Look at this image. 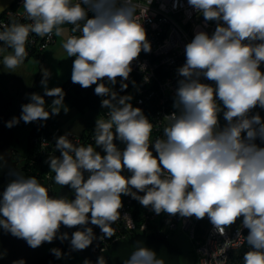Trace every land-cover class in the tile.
Here are the masks:
<instances>
[{"label":"clouds","instance_id":"obj_1","mask_svg":"<svg viewBox=\"0 0 264 264\" xmlns=\"http://www.w3.org/2000/svg\"><path fill=\"white\" fill-rule=\"evenodd\" d=\"M187 3L216 27L211 35L197 31L186 44V62L177 69L181 79L172 105L175 111L163 117L168 122L163 138L154 141L151 135L158 125L142 108L133 106V95H120L129 88L133 62L142 52L152 51L144 27L149 9L136 0H23V19L30 23H21L11 14L9 22L0 23V43L12 49L2 59L7 72H14L28 57L30 34L51 41L53 36H65L64 25H72L71 32L80 35H68L62 43L67 57H75L71 81L84 89L96 85L94 93L107 110L106 117L96 119L95 147L73 142L67 132L55 137L53 151L60 156L48 155L45 160L55 173V184L69 187L74 199L50 196L49 187L35 176L10 171L12 179L0 194V228L33 249L58 238L70 240L72 251H81L96 239L89 224L99 227L100 239H110L115 234L112 225L122 217L132 226L129 216L121 212L122 196H129L156 215L207 217L214 233L221 236L240 220L247 236L238 229L236 239L225 240L224 250L238 249L246 242L250 250L242 264H264V117L253 114L254 109H264V0ZM180 6L181 0H173L174 9ZM140 70L146 71V65L140 64ZM41 73L44 95L30 93V102L6 127L21 121L46 122L61 110L69 111L64 90L49 88L51 73L44 68ZM118 77L119 92L115 90ZM143 81L149 83L150 76ZM131 83L139 90L135 80ZM45 96L54 97L50 110ZM115 141L126 147L121 150ZM125 170L131 176H125ZM62 225L85 227L69 234L59 232ZM50 251L57 259L63 255L58 248ZM5 255L0 252V259ZM227 260L213 253L211 260L199 264H227ZM96 264L107 261L101 255ZM124 264L166 262L137 240Z\"/></svg>","mask_w":264,"mask_h":264},{"label":"built area","instance_id":"obj_2","mask_svg":"<svg viewBox=\"0 0 264 264\" xmlns=\"http://www.w3.org/2000/svg\"><path fill=\"white\" fill-rule=\"evenodd\" d=\"M136 2L143 8L149 9L147 13L148 19L145 21L144 27L147 30V37L151 42L152 51L150 53L142 52L138 61L133 62V71L130 74L129 82H131V76L134 74L136 77L133 79L139 86V90L132 85L125 95H134L133 106L142 109L145 106H150V102L158 97L159 107L154 111L150 110L148 114L154 125H158V127L154 128L151 135V140L154 141L157 137L163 138V128L168 123L163 120V117L175 111L172 105L177 81L181 79L177 74V69L186 62V44L191 42L197 31H207L211 35L215 30L216 23L205 22L202 15H198L189 7L187 0H181V6L175 9L173 8V0H153L151 5L148 4V0H136ZM22 5L23 0H17L13 6L4 12L2 19L0 18V23L9 22L10 14L21 23H30V21L23 19L24 10H22ZM91 15L89 13L90 17ZM141 22H143V19ZM71 28L72 25H69V35H80L78 32L72 33ZM55 41V36L49 41L46 38L36 36L34 33L30 34L29 42L26 45V50L29 53L28 57L45 54ZM142 63L146 65V71L144 72L140 70V64ZM145 75L150 76L149 83H144L143 77ZM202 82L208 83L205 79H202ZM220 123L223 125L221 121ZM42 124L40 128L43 127ZM57 132L61 135L67 133L63 130L61 131V129L57 130ZM54 133L56 134V131ZM69 138L73 142L79 141L83 145L89 144L85 143L81 136L72 134ZM45 141L48 142L47 145H43ZM92 141L91 137L89 142ZM35 142H39L43 150L54 152L55 143L51 140V135L42 132L39 137L35 138ZM85 176L87 177V173H85ZM133 201L134 199L131 197L124 196L122 200L123 208L121 209L122 215L127 214L129 216L131 227L128 226V221L122 217L112 225L115 234L110 239H100L101 231L99 227L95 226L98 238L93 241L92 246L96 252L108 250L107 246L118 239H123L128 233L133 234L135 229H139L142 232L143 229L145 231H153V229L155 232L163 231L172 238L171 236L174 235L179 227L188 233V237L195 245L196 264H199L202 259L211 260V254L213 253L220 260L227 256V264H242L244 253L250 250L246 242L238 249L229 246L227 250H224L223 244L225 240L236 239L238 229H241L243 235L247 236L248 230L242 229L241 224L239 226L234 224L226 230V236H221L218 233H214L213 226L207 217L202 220H196L195 217L181 218L179 215L175 217H171L168 214L156 215L150 207L146 208L143 219L137 220L132 215ZM166 228L168 229L167 231H165Z\"/></svg>","mask_w":264,"mask_h":264},{"label":"water","instance_id":"obj_3","mask_svg":"<svg viewBox=\"0 0 264 264\" xmlns=\"http://www.w3.org/2000/svg\"><path fill=\"white\" fill-rule=\"evenodd\" d=\"M13 98H8L4 88L0 86V194L6 188L12 177L9 175L10 171H20V164L24 162L25 158L19 156L15 157L17 151L19 154L26 157L27 155V138L29 134V124L20 122L17 125L16 136L15 127H6L7 121L12 118L13 113L11 109L14 105ZM15 117H19V112ZM18 146V147H17ZM40 180L46 187L50 189V196L64 195L74 199L72 190L61 185L53 186L52 183L43 178ZM2 198V197H0ZM85 226H76L75 228H66L61 226L59 232H68L71 234L74 231L81 230ZM92 227L96 238V227L94 225H87ZM134 233H128L123 239L114 241L111 245L107 246L108 250L96 252L92 245L87 249L81 251H74L75 254L71 257L70 264H84L87 260L90 264H96L99 256L103 255L107 264H124V261L130 256L133 251V245L137 240H143L145 245L153 249L158 257L165 259L166 264H189L186 253L181 249L177 243L170 238L163 231H145L135 229ZM176 243L174 244L172 240ZM66 244L70 248V240L61 242L58 238L54 239L52 243L45 242L42 246L35 249L28 246L25 240L16 238L10 233L5 232L0 228V252H5L6 255L0 259V264H13L14 261L23 259L25 264H38L41 260L50 253L52 248H59L61 245Z\"/></svg>","mask_w":264,"mask_h":264},{"label":"trees","instance_id":"obj_4","mask_svg":"<svg viewBox=\"0 0 264 264\" xmlns=\"http://www.w3.org/2000/svg\"><path fill=\"white\" fill-rule=\"evenodd\" d=\"M8 50H12V49L6 48V46L3 43H0V64L2 63L4 53ZM32 57L41 61V60H43L44 54H40V55H36V56H32ZM32 57H29V58H32ZM74 59H75V57H74ZM261 69H262V71H264V65L261 66ZM131 77H132L131 78V81H132V79L136 76L133 74V76H131ZM120 79L121 78H119V77L117 78L118 83H117V85H115V90L118 92L120 90V84H119ZM133 80H135V79H133ZM104 82L107 85L108 82H107L106 78H105ZM206 82L212 83L211 81H207V80H206ZM127 83H129L128 89L130 90L132 83L129 81H127ZM59 87H61L64 90V92L66 93L65 100L67 102H69L71 104V106L74 107L75 109H77L79 112L83 113L88 109H92L96 112H99L102 116L106 117L107 110L102 109V107H101L102 98L97 96L94 93V89H95L96 85H93L87 89H84L79 84H73L71 81V77H70L67 81H65ZM35 89L37 90L38 88L36 87V88H34V90ZM128 89L124 92H120V95H125L127 93ZM46 98L48 99L46 101V105H48L54 99V97H47V96H46ZM28 102H30V101L27 98H25V99H23L22 105L25 103H28ZM158 107H159V100H158V97H156L150 102V106H148V107L145 106L143 108V111H144L145 115L148 116L150 110L154 111ZM255 112H259L260 115L262 117H264V109L257 108V109L253 110V114H255ZM220 121L223 124L225 123V121L223 120L222 113L220 115ZM42 125H43L42 128H39L38 125H35L30 131V136H29V140H28L27 155L25 157L24 162L22 163V161H21L20 172H22V174L26 177L27 176H35L37 179H43L45 177V175L48 174V177L51 176V178L54 179L55 173L50 170L48 164L45 163V160L47 159L48 155L60 156V152L59 151L52 152V153L47 152L46 150L42 149L39 142H35V138L39 137L42 132L50 135L49 128H51V127H48L47 123H43ZM52 126H55V125L53 124ZM94 129H95V125L89 126V128L81 136L82 139L85 141V143H93V146H94V141L89 142V139L93 136ZM53 143H55V140L53 141ZM257 143L259 144L261 142L258 140ZM261 146H264V144H261ZM141 195H143V193H141ZM146 208L147 207H143L138 201L134 200L133 201V208H132V211H133L132 215L134 216L135 219L142 220L144 217V213L146 211ZM241 220H242V218H241ZM240 224H241V221L238 220L236 225L239 226ZM247 234H248V232H247ZM58 249H60L62 254H63L60 259H57L56 256L50 251V253L47 254L41 260V262H39L38 264H64V261L62 259L63 257H68V256H71L72 254H75L74 251H72L71 248L66 244L61 245Z\"/></svg>","mask_w":264,"mask_h":264},{"label":"rangeland","instance_id":"obj_5","mask_svg":"<svg viewBox=\"0 0 264 264\" xmlns=\"http://www.w3.org/2000/svg\"><path fill=\"white\" fill-rule=\"evenodd\" d=\"M22 10H24V9L22 8ZM4 12L0 15L1 19H2V16H3ZM8 53H12V50L6 51L4 53V55H7ZM73 60H74V57H73ZM42 68L47 69L51 73V77H50V80H49V85H50L51 88L54 87V85H55V83H56V81H57V79L59 77L54 78V66H53L52 63L48 62L47 59H43L41 61H38V60L34 59L33 57L32 58L27 57L26 60L24 61V63L19 68H17L14 72H9V78L6 81V83H7V85H6V93H7L8 98H13V100H14L13 101L14 105L12 107L13 109H17L18 108L20 102L27 95L28 90L31 89L32 85L37 84L36 85V87H38L37 91L43 90L42 89L43 86L40 84V81L42 79V73H41V69ZM68 79H69V75H68V77L65 80L67 81ZM210 84L214 85L213 82L210 83ZM0 85H1V83H0ZM33 93H38V92H33ZM45 100L47 101L48 99L45 98ZM45 107H47V105ZM97 113H99V112H97ZM41 124L42 123H38V122H33V123L29 124V134H28V138H27V144H28V140H29L31 129L35 125H38V127L40 128ZM47 124H48V127H51V128H49V130H51V132H52L50 134L52 141L55 140V137L61 136V134L57 132V130L61 129L58 125H56L55 123H47ZM53 124L55 126H52ZM55 131H56V134L54 133ZM61 131H62V129H61ZM121 145L122 146H126L123 143H121ZM118 147H120V146L118 145ZM96 150L97 151H101L102 155L106 154V153H103L102 149L99 148V147H97ZM15 156L17 158L19 156L22 157V158H25V156L19 154L18 151L15 154ZM128 176H131V173H129ZM44 178L47 179L48 182H49L48 179H50V182L52 183L53 186L57 185V184H55L54 179L51 178V176L48 177V174L45 175ZM123 198H124V196H122V200H123ZM167 230L168 229L166 228L165 231H167ZM171 237L177 243V245L181 247V249L184 251V253H186L189 264H196V260H195V249L196 248H195V245L192 242V240L188 237V233L185 230H183L181 227H179L178 230ZM72 255L62 258L63 261H64V264H70L71 263Z\"/></svg>","mask_w":264,"mask_h":264},{"label":"crops","instance_id":"obj_6","mask_svg":"<svg viewBox=\"0 0 264 264\" xmlns=\"http://www.w3.org/2000/svg\"><path fill=\"white\" fill-rule=\"evenodd\" d=\"M16 0H0V15L9 7H11ZM64 27L68 30L65 36L62 37H56V41L54 44H52L47 51L44 54L43 59H47L48 62L52 63L54 66V78H57V81L54 85V87H59L61 84H63L66 80V78L69 75V78L72 74V65H73V57H67L66 52L64 51L62 47V43L67 39V36L70 33L69 25H64ZM11 54V53H8ZM36 59V58H34ZM37 60V59H36ZM39 61V60H38ZM65 73V74H64ZM9 78V72L7 70H4L2 67V63L0 64V83L1 87L5 89L6 91V81ZM65 80V81H64ZM64 81V82H63ZM37 84L32 85L31 89L28 90L27 95L23 98H27L29 100V94L33 92H38L41 95H44V89L41 91H34V88ZM48 87L50 85L48 84ZM38 88V87H37ZM53 88V87H52ZM46 98V96H45ZM23 101V100H22ZM21 101V102H22ZM30 101V100H29ZM50 102L46 110H50L51 108ZM65 105L68 107L69 111L65 113L63 110H61L59 115H53L50 119H48L46 122H38V123H55L58 125L63 131L65 132H71L72 134L76 136H81L88 128L89 126H94L96 123V119L98 116H101V114L95 112L92 109H88L85 112L81 113L77 109L71 106L69 102L64 100ZM120 147L121 150H123L126 146H122L119 141H115ZM95 147V145H94ZM130 172L127 170L124 171V175L128 176Z\"/></svg>","mask_w":264,"mask_h":264},{"label":"flooded vegetation","instance_id":"obj_7","mask_svg":"<svg viewBox=\"0 0 264 264\" xmlns=\"http://www.w3.org/2000/svg\"><path fill=\"white\" fill-rule=\"evenodd\" d=\"M22 103H23V101L22 102H20V104H19V106H18V108L17 109H11V113H13V115H12V117H14V116H16L17 114H18V112H19V116H20V114H21V106H22ZM23 122V121H22ZM17 126H15V132H16V136L18 135V133H17ZM18 147V146H17ZM16 157V156H15ZM174 244H176L174 241H172ZM177 245V244H176Z\"/></svg>","mask_w":264,"mask_h":264}]
</instances>
